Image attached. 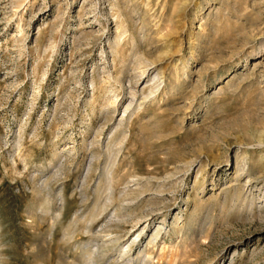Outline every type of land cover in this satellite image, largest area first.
Wrapping results in <instances>:
<instances>
[{
	"label": "rangeland",
	"instance_id": "374dc122",
	"mask_svg": "<svg viewBox=\"0 0 264 264\" xmlns=\"http://www.w3.org/2000/svg\"><path fill=\"white\" fill-rule=\"evenodd\" d=\"M0 264H264V0H0Z\"/></svg>",
	"mask_w": 264,
	"mask_h": 264
},
{
	"label": "bare ground",
	"instance_id": "6f19581e",
	"mask_svg": "<svg viewBox=\"0 0 264 264\" xmlns=\"http://www.w3.org/2000/svg\"><path fill=\"white\" fill-rule=\"evenodd\" d=\"M259 63V62H258Z\"/></svg>",
	"mask_w": 264,
	"mask_h": 264
}]
</instances>
